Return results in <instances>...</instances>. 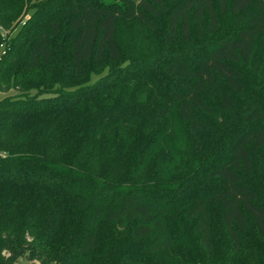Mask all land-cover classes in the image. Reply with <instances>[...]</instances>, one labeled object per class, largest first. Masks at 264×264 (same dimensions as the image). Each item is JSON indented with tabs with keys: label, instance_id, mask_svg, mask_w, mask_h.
I'll list each match as a JSON object with an SVG mask.
<instances>
[{
	"label": "trees",
	"instance_id": "trees-1",
	"mask_svg": "<svg viewBox=\"0 0 264 264\" xmlns=\"http://www.w3.org/2000/svg\"><path fill=\"white\" fill-rule=\"evenodd\" d=\"M116 1L0 0V264H264V0Z\"/></svg>",
	"mask_w": 264,
	"mask_h": 264
},
{
	"label": "rangeland",
	"instance_id": "rangeland-1",
	"mask_svg": "<svg viewBox=\"0 0 264 264\" xmlns=\"http://www.w3.org/2000/svg\"><path fill=\"white\" fill-rule=\"evenodd\" d=\"M107 2H115L116 0H105ZM119 3V2H118ZM170 8V5H167ZM221 24L219 29H216L215 33L213 34H205L202 36V39L194 37L191 42L186 43H177L174 46L166 47L164 44L163 38L164 33L161 32L156 35H151L148 40V44H145V40L143 39V35L139 34V31L133 29L130 34L124 33L121 36L123 44L127 45V51L124 56H129L126 60L125 57L122 58L120 61L114 62H107L108 65L103 64L101 66L93 67L90 71H88L86 77L84 78V83L93 84L97 80H100L104 76H107L111 71L117 70L121 67L126 66L131 61V58L136 57L138 55H142L145 51V46L149 45L151 47H164L166 50H171L172 53L177 55H191L193 52L199 48L201 45H206L208 43L214 42L219 39L222 35L226 34L228 30L232 28H236L240 26V23L233 19H229L226 17H222ZM206 26V25H205ZM2 38H6V32H1ZM247 78L248 82L246 83V88L241 97H239V102H245L246 100L249 101V98L254 100L257 97L264 95V88L259 90L258 87L255 85L261 84L264 82V36L261 37L258 41L256 55L254 56V60L251 65V70L247 71ZM17 95L16 91H10L8 93H0V100L7 97V96H15ZM246 106L244 104H241ZM15 264H33L25 259H19ZM37 264V263H35Z\"/></svg>",
	"mask_w": 264,
	"mask_h": 264
},
{
	"label": "built area",
	"instance_id": "built-area-1",
	"mask_svg": "<svg viewBox=\"0 0 264 264\" xmlns=\"http://www.w3.org/2000/svg\"><path fill=\"white\" fill-rule=\"evenodd\" d=\"M1 30V29H0Z\"/></svg>",
	"mask_w": 264,
	"mask_h": 264
}]
</instances>
